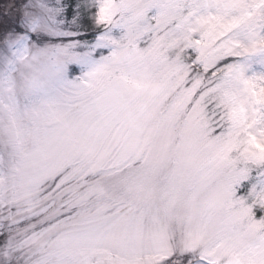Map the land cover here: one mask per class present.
Wrapping results in <instances>:
<instances>
[{"label":"snow or ice","instance_id":"snow-or-ice-1","mask_svg":"<svg viewBox=\"0 0 264 264\" xmlns=\"http://www.w3.org/2000/svg\"><path fill=\"white\" fill-rule=\"evenodd\" d=\"M0 264H264V0H0Z\"/></svg>","mask_w":264,"mask_h":264}]
</instances>
